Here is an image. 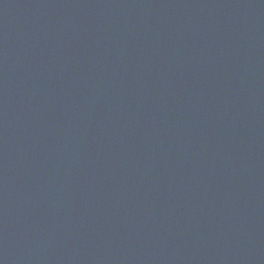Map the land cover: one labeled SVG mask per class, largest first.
<instances>
[{"label":"water","instance_id":"water-1","mask_svg":"<svg viewBox=\"0 0 264 264\" xmlns=\"http://www.w3.org/2000/svg\"><path fill=\"white\" fill-rule=\"evenodd\" d=\"M0 264H264V0H0Z\"/></svg>","mask_w":264,"mask_h":264}]
</instances>
